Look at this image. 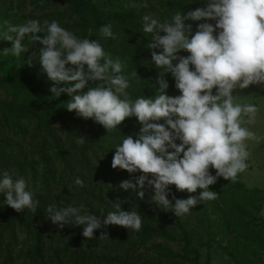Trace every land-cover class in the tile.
I'll list each match as a JSON object with an SVG mask.
<instances>
[{
    "label": "clouds",
    "instance_id": "clouds-1",
    "mask_svg": "<svg viewBox=\"0 0 264 264\" xmlns=\"http://www.w3.org/2000/svg\"><path fill=\"white\" fill-rule=\"evenodd\" d=\"M142 5L147 7L148 0H142ZM186 21L199 22L195 31ZM142 31L152 38L147 46L152 49L150 63L160 70L155 82L159 91L152 98L132 100L126 91L129 81L120 74L119 58L107 57L98 40L79 39L55 20L44 21V27L38 20L8 24L0 40L11 41L12 46L0 57L21 58L29 47L22 41L39 42L38 56L33 53L26 63L31 66L36 58L40 72L52 82L53 96L70 97L68 111L92 118L108 132L126 118L136 117L142 127L135 136L124 135L115 146L112 168L141 174L119 187L131 189L140 199L148 193L157 208L183 217L201 202L217 198L210 186L219 178L236 182L248 168L247 142L264 140L245 126L255 123L257 105L238 102L241 95L233 94L253 84L264 85V0H205L204 7L176 12L164 22L146 14ZM100 33L115 38L111 24L102 26ZM181 50L189 55H180ZM168 73L180 95L167 94ZM90 82L95 86H89ZM74 184L83 187L84 181L77 177ZM170 185L180 192L202 191L177 198ZM0 195L4 197L0 204L17 212L37 211L39 201L25 178L7 169H0ZM112 207L106 215L101 210L97 216L86 213L83 204H49L46 217L60 229L83 226L82 236L89 240L95 230L110 225L141 229L139 212L125 210L122 203Z\"/></svg>",
    "mask_w": 264,
    "mask_h": 264
},
{
    "label": "trees",
    "instance_id": "trees-1",
    "mask_svg": "<svg viewBox=\"0 0 264 264\" xmlns=\"http://www.w3.org/2000/svg\"><path fill=\"white\" fill-rule=\"evenodd\" d=\"M7 0H0V6H5ZM70 1L72 5L71 10L81 15L82 19L79 23L78 38H89L90 40H98L101 45L107 49L109 47L121 48L124 53L129 48L135 55H143L146 50L141 43H149L152 39L150 34H144L142 31L143 16L150 14L158 18L161 22L171 20L172 15L176 12L184 13L187 10H192L199 7L205 6V0H190V4L186 0H159V4L156 0H148V6L142 5V0H62ZM114 1L119 2L121 9L119 12H113L114 20L117 24L115 25L110 16L111 11L114 9L110 8ZM137 1L141 2L142 8L134 7L133 4ZM131 3V4H130ZM11 6L8 9H12ZM144 8L148 10L145 11ZM89 13L92 19L87 22L86 14ZM215 23V21H211ZM186 23H192L195 31L197 23L186 21ZM112 25V31L115 38H104L100 33V28L104 25ZM92 26V27H90ZM164 34V33H161ZM194 34V33H193ZM159 51V50H157ZM180 55L187 56L189 53L185 50H181ZM139 64L129 62L127 68L122 67L120 73L129 81V87L126 91H131L134 94L139 82L136 81L138 78V71L145 69L140 68V59L138 58ZM103 62V61H101ZM133 64V65H131ZM145 76L142 78L145 82L150 83L152 88H156L159 91L157 84L154 86L153 83L159 76L160 70L154 65L152 70L146 69ZM169 81V88L167 90H173L177 94H181L178 89L175 88V80L170 73L166 74L165 77ZM50 81L47 80L46 74L40 72V65L36 58L33 59V64L29 66L27 63H22L20 60L6 56L5 58L0 57V85L7 88L10 91L23 90L32 95L35 100L33 101H9L1 102L2 105L10 115L0 116V169H7L13 175L18 174L20 177L25 178L27 184L29 182H36L37 174L36 169L33 166L32 161H27L25 155V147L27 145V136L31 134L33 138H37L39 134H42V142L40 148L35 150L33 155H39V159L44 162L45 173L42 177L43 183L39 190H35V198L39 201L37 211L35 213L31 211L17 212L10 206L0 204V264H21L17 256L12 253V245L18 242L20 232H25L26 242L32 243V248L28 254H25L26 264H87L92 258L94 250L93 246L102 240L107 232L111 229L117 231L123 230V226L110 225L94 231V238L89 241L87 238L81 239L75 237L76 233L83 230L77 226L66 225L63 229L58 228L46 217V208L49 204H56L55 194L53 192L52 181H55V169L52 166V157L63 159L61 164H67L66 169H69V160H66V155L69 153L65 148L62 147L60 138L55 134V130L52 127V122L62 124L63 128L68 131L71 135V139L74 142L78 136V132H85L88 125L92 128L91 124H88L85 119H81L76 114L68 115L63 113L65 111L63 103L57 102L58 97L53 96L50 91ZM152 83V84H151ZM138 84V85H137ZM89 86H95L94 83L90 82ZM137 86V87H136ZM136 87V89H135ZM87 90V88L85 89ZM63 95V94H62ZM64 98V96H60ZM161 123L163 121H160ZM34 123V127L33 124ZM74 127L71 128L69 124ZM32 127L33 130L28 132L25 128ZM90 128V130H92ZM14 132L19 137L17 143L13 139L15 136L10 135V132ZM138 130L136 133H138ZM136 133L132 135L135 136ZM52 139L56 144V153L52 154L49 150V140ZM81 143H73L70 152H73L83 161L88 160L91 154L89 150L94 147L91 139L88 137L80 138ZM179 143V141H177ZM105 158L111 159V151H104ZM36 163V162H35ZM74 168V167H73ZM101 168L96 167L91 161L86 164L85 171L88 176L99 175ZM216 171L215 169H213ZM215 174V173H213ZM77 177H84V188L88 193L91 194V186L87 181L86 173L82 175L77 173ZM36 189V188H35ZM211 190L217 192V198L211 202L214 211L212 214L217 216L212 221L206 210H201L202 203L193 207L191 211L194 212L196 218L200 214L203 216L205 221L209 224V231L213 229L212 236L215 237L218 234L231 235L235 234L234 241L245 247L251 245L264 246V218L260 213V201L264 199V191L257 187L248 188L245 183L241 181V174L236 182L219 178L214 185L210 186ZM178 198H188L184 194H180ZM4 197L0 195V200ZM259 202V203H258ZM84 207L89 208V213L97 216L102 215V211L94 212L90 210L89 205L86 202L83 204ZM244 205L247 210L243 209ZM58 206V205H57ZM62 206H68L63 204ZM60 206V207H62ZM142 207V208H141ZM142 214V227L135 234L131 235L132 238L139 239L141 244L147 243L151 238L163 237L168 241H183L184 242V255L194 264H200V253L192 245V237L190 232L184 225L182 218L177 217L157 208L153 203L150 202L149 195L146 193L143 201L140 205ZM139 208V209H140ZM205 209V208H204ZM125 210L132 211V206L129 205ZM103 214H107L106 210H103ZM226 215V216H225ZM208 219H207V218ZM222 222H225L222 225ZM237 222V223H236ZM175 225L182 232L181 236H176L166 226ZM76 227V228H75ZM81 227V226H80ZM127 229V228H126ZM109 230V231H108ZM75 238L73 239L72 238ZM245 242H240V238ZM212 239V238H211ZM121 240V239H119ZM63 243V247H59L55 253H46V248L52 244ZM87 245V251H82L79 254H75L74 248L79 245ZM227 251L234 255L235 252L226 248ZM72 252V254H71ZM161 254L167 258V260H173V255L166 248H161ZM51 254V255H50ZM193 255V257H189ZM209 261V260H208ZM210 263V261H209Z\"/></svg>",
    "mask_w": 264,
    "mask_h": 264
},
{
    "label": "rangeland",
    "instance_id": "rangeland-1",
    "mask_svg": "<svg viewBox=\"0 0 264 264\" xmlns=\"http://www.w3.org/2000/svg\"><path fill=\"white\" fill-rule=\"evenodd\" d=\"M186 1L190 4V0ZM156 2L159 4V0H156ZM70 3L72 2L62 0H7V5L0 6V32L5 30L8 24L19 25L27 22L28 20H38L41 26L44 27V21L51 22L55 20L60 24V26L72 32L78 38L77 34L79 32V23L82 17L77 12L71 10L72 5ZM140 4L141 2L137 1L133 4V6L135 8L138 6L139 8H142V5ZM11 6H13L12 9H8ZM110 8L114 9V11H111L108 16H110L112 22L116 25L117 22L114 20L112 13L119 12L121 6L119 2L114 1ZM144 10L148 12L146 8H144ZM86 15L89 16L87 18L88 22L92 19V17L89 13ZM40 35H43V33ZM151 42L152 39L149 43ZM22 43L29 44V47L27 51L22 52L21 58L14 57L10 54H6L2 56V58H5L6 56L14 57L25 64L27 59L33 56V53L38 56L39 50L42 47L39 42L30 43L27 39H25ZM149 43L140 44L141 46H144L146 50L143 52V55L139 54V56L138 54H134L132 48H129V51L127 50L125 53L121 50V48L113 46L104 49L107 57L113 60L119 58L123 68H127L130 65L129 62L136 65L139 64V58L141 64L140 68L142 67L146 71V69L152 70L154 65L150 63L152 49L147 47ZM11 46V41L0 40V53H2L4 49L10 48ZM145 71H138L139 73L136 81L139 82V85L137 84V89L135 87V93L131 94L133 92L130 90L127 91L132 100L141 96L152 98L157 94L156 92H158L156 88H152L150 83H147L145 82L146 80L144 81L142 79L145 76V73L146 77H148L147 72ZM155 84L156 83H153L152 85L154 86ZM166 92L170 96L179 95L176 92H173V90H166ZM213 92H215V89ZM233 94L241 95L237 97L238 102L253 103L257 105L259 111L257 113L255 123L245 126L249 127L258 136L264 137V85L253 84L246 89H236ZM61 96H64V98L59 97L56 101L63 103L65 109L63 113L68 115L76 114L74 110L68 111L66 108L67 101L70 97L67 94H63ZM12 100L28 102L35 99L32 95H29L28 92L23 90L10 91L0 85V103ZM8 115H10V112L0 105V116ZM82 119L84 118L81 117L80 120ZM85 120L88 124L92 125V128L88 125L85 132H78L77 134L80 137L75 138L76 140L74 142L71 139V135L63 128L62 124L52 122V127L55 130V134L60 138L62 147L69 152L65 158L66 160L70 159L69 169H66L67 164H61L63 159L57 158L56 156L52 157V166L55 169V181H52V187L54 190L52 193L55 194L54 198L56 205L62 206L63 204H67L79 206L86 202V204L89 205L90 210L92 209L94 212L100 210H106V212H108L113 210L112 206L114 203H122V207L124 209L131 205L132 210L139 212L142 217V207L140 208V205L143 199H140L131 189L126 191L119 187L122 181L134 179L135 176L140 175L141 173L130 174L127 170L112 168V159L116 152L115 146L122 141L124 135H132L140 130L142 124L138 122L136 117H129L121 122V124L118 125V128L108 132L106 128L95 122L92 118ZM32 124L34 127V123ZM69 125L71 128L74 127L72 124ZM25 128L28 132L33 130L32 127L25 126ZM90 128L92 130H90ZM10 135L15 136L13 140L17 143L19 137L12 131L10 132ZM42 136V134H39L37 138L32 139L33 135L31 136L30 134L26 139L27 145L25 147V155L28 159L27 161L33 162L32 164L35 166L34 168L36 169L37 174V181L29 182L28 185L33 192L41 188L43 183L42 177L45 173L44 162L39 159V155H33V153L36 152L35 150L40 148ZM85 137L91 139L94 146L89 150L91 156H88V160H90L96 167L101 168L100 172L97 173L99 175L95 174L91 176L94 174L91 173L90 176H88L87 173L89 172L85 171V167L90 161H83L80 158L77 159V156L74 155L73 152H70L72 144H80V138ZM247 143L250 156L247 161L248 168L245 172L241 173V181L245 183L248 188L257 187L264 191V140H261L258 143L255 141H248ZM49 150L50 152H53L52 154H57L56 144L52 139L49 140ZM107 150L111 151V159L105 158L104 155H102L103 152ZM210 171L212 174L216 172L213 169H210ZM77 173H81L82 175L86 173L87 181L91 186V194L84 189H87V186L79 187L74 184V180L77 178ZM14 176L20 177L16 173ZM81 179L85 181L84 177H81ZM69 186H71L70 189ZM169 187L172 189V193H174L177 198L180 194H184L187 197L190 195L196 196L200 191H202L201 189H197L196 193H188L186 190L183 192L177 191L175 185H170ZM169 198L172 199L171 194L169 195ZM259 204V214L264 218V199H262ZM243 209L247 210L245 205ZM201 210H206L212 221L214 218L219 216V214L217 216L212 214L214 207L211 202H203ZM84 211L86 213L90 212L87 206L84 207ZM169 213L175 216L173 211H169ZM182 221L190 232L193 243L192 246L200 253V264H264V246L260 247L258 245L254 246L250 244L248 247H245L243 243L241 245L239 242L236 245V242L234 241L236 235L232 233L231 235H228L223 232L222 234H218L213 237L212 233H209L212 232L213 229L209 231L208 222L205 221L203 216L200 214L196 218L193 211L184 215ZM224 223L225 222H222V225H224ZM77 227L83 229V226ZM166 227L176 236H181L182 232L175 225ZM136 232L137 231L128 230L126 228L120 231L111 229L102 240L98 241V243L93 246L94 253L87 264H194L193 261L189 260L184 255L183 241H168L163 237H154L147 243L141 244L139 239L131 237V235ZM74 236H80L81 239L85 238L82 236V231L80 232V235L79 233H76ZM239 238L241 239L240 236ZM25 239V232H20L18 242L12 245V249L14 250L12 254L17 256L16 258H19V261H16L21 264H26L25 254H28L29 250L32 248V243L26 242ZM242 239L240 242H245ZM87 240L89 241V239ZM63 246V243L52 244L46 248L47 250L46 252L44 251V255L42 256L46 257V253H55L59 247ZM86 246L87 245L85 244H81L74 248L75 254L87 251ZM161 248L169 250L171 255L174 257L173 260H167V258L161 254ZM226 248L233 250L235 254L231 255ZM189 257L191 258L193 255H190Z\"/></svg>",
    "mask_w": 264,
    "mask_h": 264
}]
</instances>
